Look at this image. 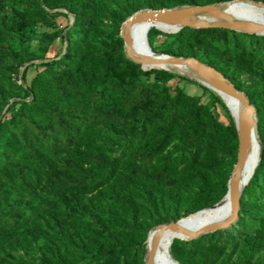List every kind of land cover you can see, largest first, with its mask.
Returning <instances> with one entry per match:
<instances>
[{
    "label": "trees",
    "instance_id": "obj_1",
    "mask_svg": "<svg viewBox=\"0 0 264 264\" xmlns=\"http://www.w3.org/2000/svg\"><path fill=\"white\" fill-rule=\"evenodd\" d=\"M228 1L0 0V264H144L153 227L224 197L234 121L177 84L194 81L129 60L120 26L144 9ZM57 37L65 47L49 59ZM147 42L220 72L254 107L261 139L236 222L173 239L168 255L220 264L239 235L242 262L252 264L264 253V36L186 27L151 29Z\"/></svg>",
    "mask_w": 264,
    "mask_h": 264
},
{
    "label": "water",
    "instance_id": "obj_2",
    "mask_svg": "<svg viewBox=\"0 0 264 264\" xmlns=\"http://www.w3.org/2000/svg\"><path fill=\"white\" fill-rule=\"evenodd\" d=\"M236 2H245L250 6L258 9H264V3L253 0H234ZM214 4H207L203 6H185L179 8L172 9H160V10H140L129 17L125 22H123L120 26V37L124 41L125 47V55L132 62L139 64L143 70L149 69H161L165 71H169L166 68H155V65H185L188 66L196 75L200 76L202 79L207 81L212 85L213 90L221 92L225 95L233 97L237 99L242 105V113L240 114L237 121L234 120V125L237 133V157L236 163L233 167V170L230 173L228 182H227V192L224 195V198H228L231 203V214L224 221L204 225L200 227L198 230L194 232H190L186 229H182L176 226V222H170L166 224H160L152 229L160 231L164 229H168L170 231L179 232L181 237L177 239L180 240H190L202 236L209 232H214L216 230L228 229L232 224H234L238 218L239 214V202L242 194L243 188L240 186L242 181V172L244 170L249 145L251 142V138H257V128L255 121V109L249 103L245 94L239 90H237L220 72L216 69L194 59V58H183V57H173L166 54H159L158 57L152 59H141L137 57L132 52V41L130 38L124 35V30L131 24L137 23L142 19L145 20H154L159 23H168L178 26L175 33L181 30L182 28H223L227 30H232L241 33L247 34H255L264 36L261 30H264V26L256 25L253 23L245 22V21H216L212 23H203L199 21H191L186 20V17L191 16L197 12L207 11L212 9ZM148 67V68H145ZM171 72V71H169ZM175 73V72H173ZM177 74V73H176ZM181 75V74H179ZM185 76V75H182ZM189 77V76H186ZM191 78V77H190ZM245 180V179H244ZM247 179L244 182H248ZM243 182V181H242ZM221 199V200H222ZM219 203V202H218ZM217 203V204H218ZM215 204L214 206H216ZM212 206L211 208H213ZM199 212V211H198ZM150 232V231H149ZM147 233V235L149 234ZM147 238V237H146ZM156 242L153 244L152 248L149 251H146L144 257V264H153L151 262V257L153 251L155 250Z\"/></svg>",
    "mask_w": 264,
    "mask_h": 264
},
{
    "label": "bare ground",
    "instance_id": "obj_3",
    "mask_svg": "<svg viewBox=\"0 0 264 264\" xmlns=\"http://www.w3.org/2000/svg\"><path fill=\"white\" fill-rule=\"evenodd\" d=\"M186 20L199 21L203 23H212L216 21H245L256 25L264 26V9H258L250 6L245 2H228L214 4L212 9L203 12H197ZM178 26L168 23H159L154 20L142 19L137 23L129 25L124 30V35L132 41V52L141 59H152L159 56L154 53L148 45L147 33L151 29H156L163 33L174 34ZM264 33V30L260 31ZM155 68H166L171 72L177 74L189 76L199 82L201 85L213 90L212 85L196 75L188 66L185 65H155ZM148 68V67H145ZM224 102L228 108L232 118L237 121L242 113V105L240 102L228 95L213 90ZM259 141L257 138H251V142L248 149L246 164L242 172V181L240 186L244 188L247 179L250 178L259 158ZM245 179V180H244ZM231 214V203L228 198H224L213 208H208L191 214L187 217L181 218L177 221L176 226L182 229H186L190 232L198 230L204 225L215 224L224 221ZM181 237L179 232L151 229L147 235L145 244L146 251H149L153 244L156 242L155 250L153 251L151 262L153 264H179L174 262L168 255L167 249L171 245L173 239ZM147 259V257H145Z\"/></svg>",
    "mask_w": 264,
    "mask_h": 264
},
{
    "label": "rangeland",
    "instance_id": "obj_4",
    "mask_svg": "<svg viewBox=\"0 0 264 264\" xmlns=\"http://www.w3.org/2000/svg\"><path fill=\"white\" fill-rule=\"evenodd\" d=\"M233 1L234 0H230L228 2H233ZM228 2H223V3H228ZM259 2H262V1H259ZM263 3H264V1H263ZM183 7H185V6H183ZM71 21H72V16L71 15H67V17H59L57 19V24H58L59 28L63 29L68 24H70ZM41 30H42V28L39 27L38 30H37L38 33L41 32ZM162 41H163V36H160V35L155 36L154 44H155L156 47L159 46V44ZM64 47H65V43L63 42V40L60 37H57L56 40L53 42V44L49 48V52L47 54L48 58L51 59L54 56L60 54L61 51L64 49ZM124 51H125V47H124ZM156 54H161V53H156ZM173 57H180V56H173ZM37 63H39V62L35 61L34 65H36ZM22 69L23 68L19 69L20 73H21ZM35 71H36L35 66L29 67L27 72H26V79L29 80L33 76ZM187 78L192 80V81H194L195 84H192V83H189V82H185V81L178 82L177 84L179 85V87L184 92H186L187 94H190V95L199 96L201 98V101H203V102H205V103H207L208 105L211 106V108L213 109L215 114L218 115V118H219V120L222 123L226 124L231 119L234 121V119L232 118L228 108L225 106V104L222 101V99L219 97L220 100H221V103L223 105L215 99V96H217V94L213 90L201 85L199 82H197L193 78H190V77H187ZM172 84H176V82L173 81ZM255 121L257 122L256 117H255ZM263 130H264V127H263ZM257 139H258V141L260 143L261 139L260 138H257ZM182 218H184V217H182ZM170 222H176V221H170ZM170 222H168V223H170ZM240 241H241V239H240L239 235L234 237V238H232V241H231V243H230V245L228 247V250H227V252L225 254V257L223 258V260H222V262L220 264H244L242 262V259L240 257V252H239L240 251V249H239L240 247L238 246V244L240 243ZM252 264H264V253L262 255H260L258 257L257 261H255Z\"/></svg>",
    "mask_w": 264,
    "mask_h": 264
},
{
    "label": "crops",
    "instance_id": "obj_5",
    "mask_svg": "<svg viewBox=\"0 0 264 264\" xmlns=\"http://www.w3.org/2000/svg\"><path fill=\"white\" fill-rule=\"evenodd\" d=\"M253 1H262L263 2L264 0H253Z\"/></svg>",
    "mask_w": 264,
    "mask_h": 264
}]
</instances>
